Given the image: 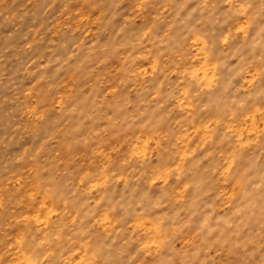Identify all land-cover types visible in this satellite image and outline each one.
I'll list each match as a JSON object with an SVG mask.
<instances>
[{
    "label": "rangeland",
    "instance_id": "374dc122",
    "mask_svg": "<svg viewBox=\"0 0 264 264\" xmlns=\"http://www.w3.org/2000/svg\"><path fill=\"white\" fill-rule=\"evenodd\" d=\"M0 264H264V0H0Z\"/></svg>",
    "mask_w": 264,
    "mask_h": 264
}]
</instances>
